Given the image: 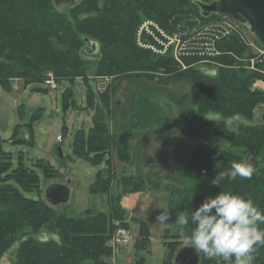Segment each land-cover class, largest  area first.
I'll use <instances>...</instances> for the list:
<instances>
[{
	"label": "trees",
	"instance_id": "obj_1",
	"mask_svg": "<svg viewBox=\"0 0 264 264\" xmlns=\"http://www.w3.org/2000/svg\"><path fill=\"white\" fill-rule=\"evenodd\" d=\"M85 1L90 7L98 4V0ZM216 17H202L195 0H103L101 9L87 14H83L81 3L59 12L53 0H0V83L4 89L10 88L11 80H21L26 85L44 83L50 72L57 82L115 76V88L122 78L129 76L145 75L163 82L173 76L188 78L193 134L188 164L190 180L181 193L180 211L191 214L205 198L221 190L251 198L264 208V91H250L251 83L255 79L264 80V75L257 77L249 71L228 68L235 61L232 54H241L240 60L245 58L238 38L217 43L222 53L206 66L215 73L196 66L181 70L172 56L173 47L156 56L136 43V32L146 20L169 31L196 26L199 19L208 22ZM87 39L99 48L98 60L94 62L84 57ZM197 61L196 56L183 58L186 66ZM91 94L94 100L90 99ZM69 97L70 92H65L66 105ZM99 97L105 110L89 92L92 126L87 133L79 130L75 134L70 146L72 156L96 165L115 150L122 161L131 163L128 138L116 137L105 123L110 112L107 102L111 98L107 100V91ZM257 109H262L259 120H255ZM22 130L25 139L12 143L33 146L34 135L28 124H19L12 136ZM3 142L0 138V264L8 253L14 257L12 264H109L106 243L115 230L114 221L109 228L105 213L88 207L80 216L72 217L48 204L39 197L41 178L36 168L46 179L53 171L50 165H41L43 160H38L29 167L20 161L14 168ZM218 148L226 153L218 152ZM19 158L22 160V156ZM243 160L255 168L250 179L225 180L221 188L210 184L219 171L218 162L222 169H227L233 161ZM105 166L95 176L93 191H108L114 180L121 194L145 187L141 176H118L109 161ZM29 193H35L36 197L25 195ZM111 207L113 218L120 222L127 212L118 202ZM139 221L143 223L137 222L140 234H147L146 238L147 226ZM42 230L53 236H42L39 234ZM176 237L182 241L180 247L187 245L178 231ZM199 264H217V261L200 254ZM254 264H264V247L258 249Z\"/></svg>",
	"mask_w": 264,
	"mask_h": 264
},
{
	"label": "rangeland",
	"instance_id": "obj_2",
	"mask_svg": "<svg viewBox=\"0 0 264 264\" xmlns=\"http://www.w3.org/2000/svg\"><path fill=\"white\" fill-rule=\"evenodd\" d=\"M102 1H96L98 4L92 7L85 0H53V5L57 11L66 12L81 3L83 14H87L101 9ZM201 1L209 4L213 0ZM210 16L218 17L208 22L199 19L196 26L169 31L154 21L146 20L136 32V41L156 56H162L175 46L177 54L172 56L181 70L196 66L215 73L214 69L206 66L214 62L212 58L222 53L217 49V43L238 38L244 50L242 56L245 58L240 60L241 54H232L235 61L228 68L249 71L257 77L264 75V61H260V55L256 57V47L248 43L251 42L259 48L264 46L251 32L250 27L229 16L214 13L208 17ZM219 25L223 26L222 30ZM231 26L234 28L232 31ZM98 53L99 48L95 55L85 53L84 57L89 62H94L98 60ZM185 56H196L198 61L186 66L183 62ZM49 74L52 73L47 75ZM89 79H61L57 89L52 90L44 83L26 85L21 80L18 83L11 80L9 89H4L0 83V138L5 141L2 143L3 149L11 154L14 168L20 161L29 167L38 160H43L41 165H50L53 171L47 174L49 178L46 179L36 169L41 178V190L38 194L40 198H44L48 185L54 182L67 183L70 190L69 200L54 206L67 216H80L89 207L97 213L107 214L109 228L114 221L116 230L119 221L113 218L112 203L116 206L118 202L124 207L127 213L119 224L129 230L133 240L118 248L111 247L107 242L109 257L106 260L109 264H174L182 241L176 237L175 224L158 225L156 216L162 211L160 207H170V222L175 221L180 212L181 193L190 180L188 164L193 134L190 80L173 76L163 82L138 75L122 78L115 88V76H90ZM254 90L264 91V80L255 79L250 86V91ZM90 91L104 110L106 107L103 99L99 97L100 93L107 91V100L111 98L107 102L110 112L105 123L116 137L128 138L132 152L131 163L122 161L115 150L96 165L72 156L70 146L75 134L79 130L87 133L92 126V110L88 102ZM65 92H70L68 105L64 99ZM90 99L94 100L92 94ZM261 111L262 109H257L255 120H259ZM19 124L30 126L34 135L33 146L12 143L21 138L25 139L22 136L23 130L12 136ZM231 125L234 127L235 122ZM58 136L63 140L58 141ZM26 140L31 144L29 137ZM207 144L213 146L211 142ZM59 149L62 155H58ZM19 156H22V160ZM107 161L118 176H141L145 187L140 191L121 194V189L114 180L108 191H93L95 176L106 167ZM125 181L130 182L127 179ZM25 195L36 197L35 193ZM139 220L147 226L146 238L147 234H140L137 223ZM39 234L53 236L46 230ZM13 258L8 253L1 264H12Z\"/></svg>",
	"mask_w": 264,
	"mask_h": 264
},
{
	"label": "clouds",
	"instance_id": "obj_3",
	"mask_svg": "<svg viewBox=\"0 0 264 264\" xmlns=\"http://www.w3.org/2000/svg\"><path fill=\"white\" fill-rule=\"evenodd\" d=\"M216 168L219 171L210 184L220 188L225 180L250 179L255 171L246 160L233 161L227 169L218 162ZM160 208L156 224H175L185 244L217 264H254L258 249L264 247V208L251 198L221 190L191 214L178 212L174 222H170V207Z\"/></svg>",
	"mask_w": 264,
	"mask_h": 264
},
{
	"label": "water",
	"instance_id": "obj_4",
	"mask_svg": "<svg viewBox=\"0 0 264 264\" xmlns=\"http://www.w3.org/2000/svg\"><path fill=\"white\" fill-rule=\"evenodd\" d=\"M195 3L203 17H208L211 13L222 14L249 24L264 44V0H213L209 4L196 0ZM96 45L94 41L87 39L84 48L85 53L96 54L98 50ZM60 155H62L61 152ZM44 195V199L48 204L53 207L58 206L69 200V186L67 183L54 182L48 185ZM199 262L200 254L190 245L180 247L174 258V264H199Z\"/></svg>",
	"mask_w": 264,
	"mask_h": 264
},
{
	"label": "built area",
	"instance_id": "obj_5",
	"mask_svg": "<svg viewBox=\"0 0 264 264\" xmlns=\"http://www.w3.org/2000/svg\"><path fill=\"white\" fill-rule=\"evenodd\" d=\"M173 54L176 56L177 50L175 46L173 47ZM257 57V56H256ZM44 84L50 89H57L58 82L55 80L52 74L47 75V78L44 81ZM60 141V136L57 137ZM133 238L131 237L129 230L122 225L117 224L116 230L111 234L108 239V244L113 248L124 247L126 244H129ZM108 245V246H109Z\"/></svg>",
	"mask_w": 264,
	"mask_h": 264
},
{
	"label": "bare ground",
	"instance_id": "obj_6",
	"mask_svg": "<svg viewBox=\"0 0 264 264\" xmlns=\"http://www.w3.org/2000/svg\"><path fill=\"white\" fill-rule=\"evenodd\" d=\"M196 1V0H195ZM201 1V0H200ZM197 5V4H196ZM199 8V7H198ZM200 11V10H199ZM218 15H222V14H218ZM224 16H228V15H224ZM203 17V16H202ZM229 17H231V16H229ZM205 18V17H204ZM232 19H234L233 17H231ZM234 21H237V22H239V23H241V24H243V25H245V26H249L250 27V30H251V32H253V30H252V28H251V26L249 25V24H245V23H242V22H240V21H238V20H236V19H234ZM219 28H220V30H222L223 29V26L222 25H219ZM234 28L231 26V31L233 30ZM254 33V32H253ZM255 34V33H254ZM256 35V34H255ZM223 37H224V34L222 35ZM256 37H257V39L259 40V42L264 46V44L260 41V39L258 38V36L256 35ZM136 39H137V37H136ZM137 43H138V45L139 46H141V47H144V45H141L138 41H136ZM246 42V41H245ZM248 45H253L254 47H256V49H257V51H256V56H259L260 55V61H264V57L262 56L263 54H264V48H259V47H257V46H255L253 43H251V42H249L248 43ZM97 47H98V45H96ZM92 55V54H91Z\"/></svg>",
	"mask_w": 264,
	"mask_h": 264
},
{
	"label": "crops",
	"instance_id": "obj_7",
	"mask_svg": "<svg viewBox=\"0 0 264 264\" xmlns=\"http://www.w3.org/2000/svg\"><path fill=\"white\" fill-rule=\"evenodd\" d=\"M13 83H18V80H15V81H13ZM23 134H24V132H23ZM34 165V164H33ZM33 165H31V166H33ZM36 169H39V168H36ZM40 170V169H39ZM41 171V170H40ZM122 205V204H121ZM123 207V206H122ZM123 209H124V207H123Z\"/></svg>",
	"mask_w": 264,
	"mask_h": 264
}]
</instances>
